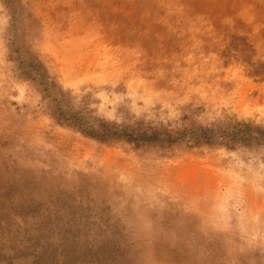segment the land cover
Instances as JSON below:
<instances>
[{
    "label": "rangeland",
    "instance_id": "374dc122",
    "mask_svg": "<svg viewBox=\"0 0 264 264\" xmlns=\"http://www.w3.org/2000/svg\"><path fill=\"white\" fill-rule=\"evenodd\" d=\"M0 264H264V0H0Z\"/></svg>",
    "mask_w": 264,
    "mask_h": 264
}]
</instances>
